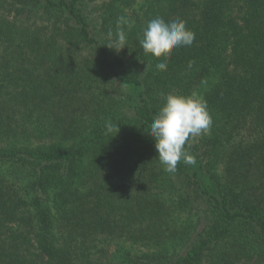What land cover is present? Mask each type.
<instances>
[{"label": "trees", "instance_id": "trees-1", "mask_svg": "<svg viewBox=\"0 0 264 264\" xmlns=\"http://www.w3.org/2000/svg\"><path fill=\"white\" fill-rule=\"evenodd\" d=\"M156 17L195 33L166 71ZM193 91L212 125L169 173L148 130ZM0 264H264V0H0Z\"/></svg>", "mask_w": 264, "mask_h": 264}, {"label": "clouds", "instance_id": "clouds-1", "mask_svg": "<svg viewBox=\"0 0 264 264\" xmlns=\"http://www.w3.org/2000/svg\"><path fill=\"white\" fill-rule=\"evenodd\" d=\"M132 22L125 16H119L116 21L115 39L106 45L117 52L127 47L125 28L131 29ZM112 36V33H109ZM195 40V33L187 28L183 20L166 21L163 17H156L147 22L143 29L140 45L146 54L164 59L156 64L157 70L166 71L168 60L174 49L181 46H191ZM193 62H189V67ZM212 125V116L206 100L193 91L184 95L169 93L165 103L154 116L148 130L155 140L158 159L165 171L174 173L177 165L195 163L189 154L186 144L203 133ZM112 122L106 123L107 132L114 131Z\"/></svg>", "mask_w": 264, "mask_h": 264}]
</instances>
